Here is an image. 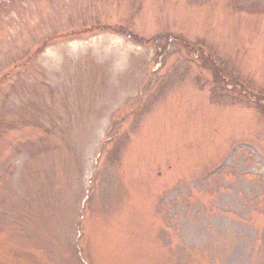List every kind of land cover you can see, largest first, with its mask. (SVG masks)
<instances>
[{
	"label": "rangeland",
	"instance_id": "rangeland-1",
	"mask_svg": "<svg viewBox=\"0 0 264 264\" xmlns=\"http://www.w3.org/2000/svg\"><path fill=\"white\" fill-rule=\"evenodd\" d=\"M0 264H264V0H0Z\"/></svg>",
	"mask_w": 264,
	"mask_h": 264
},
{
	"label": "trees",
	"instance_id": "trees-1",
	"mask_svg": "<svg viewBox=\"0 0 264 264\" xmlns=\"http://www.w3.org/2000/svg\"><path fill=\"white\" fill-rule=\"evenodd\" d=\"M131 35V34H130ZM131 37H133L132 35H131ZM156 37V36H155ZM134 39H135V37H133Z\"/></svg>",
	"mask_w": 264,
	"mask_h": 264
}]
</instances>
